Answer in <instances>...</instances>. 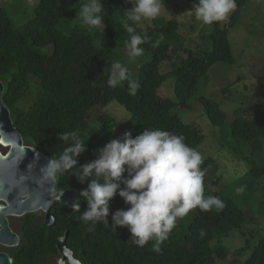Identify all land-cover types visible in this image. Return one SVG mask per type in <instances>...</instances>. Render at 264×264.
Masks as SVG:
<instances>
[{
  "label": "trees",
  "instance_id": "trees-1",
  "mask_svg": "<svg viewBox=\"0 0 264 264\" xmlns=\"http://www.w3.org/2000/svg\"><path fill=\"white\" fill-rule=\"evenodd\" d=\"M30 1L33 3L31 17L19 27L12 25L10 17L0 7V80L4 84L1 98L25 144L49 158H57L67 146L57 138L59 133L75 132L86 142L87 148L78 158L79 163H87L97 157L98 150L108 141L116 138V120L112 116L102 113L91 122L86 119L93 107L110 102H116L129 113L122 137L126 132L134 138L144 129H161L183 136L184 142L196 150L202 143V135L182 122L172 112L173 108H187L188 101L193 98L202 105L211 125L221 126L226 122L228 116L217 102L197 94L196 89L199 79L207 78L213 64H235L227 40V26L213 22L208 36L210 49L201 54L184 49L185 57L175 63L171 60L179 35L174 19H151L152 24L146 29L128 21L137 33L150 38L140 45L149 59L138 68V76H132L139 82V88L131 95L127 81L116 87L107 83L111 65L115 63L107 47L124 48L130 37L123 27V13L131 7L128 0H102L104 45L97 44L98 29L90 31L78 15L88 0ZM246 1L235 0L236 8L228 26L234 24ZM68 22L72 24L67 27ZM161 34L163 39L158 46L152 47ZM163 61H170L171 67L161 73L159 66ZM29 76L37 80L39 90L28 106L22 107L19 103ZM169 77L174 78L175 101L159 92V87ZM232 84L220 91L225 93ZM262 117L263 113L257 110L249 116H236L229 123L230 134L251 150L247 157L251 165L247 175L251 178L264 176ZM210 162V158L203 159L201 169L204 172ZM75 172L73 169L58 174L56 182L58 191L76 190L80 212L57 202L50 210L55 216L50 226L44 223L43 216L39 219L36 213L25 214L18 230L20 242L10 254L12 264H44L47 258L58 255L56 243L65 231L68 232L66 245L81 264H221L219 260L226 259L229 248L221 243L220 236L240 227L246 220L242 209L230 197L215 191L204 197H219L223 208L213 207L208 211L194 208L184 230L177 232L178 218L167 239L159 244L158 251L154 248L155 239L141 247L133 243L126 227L115 230L111 226V214L109 223L92 224L80 219L87 207L80 192L88 182L80 183L73 176ZM208 189L204 176V193ZM128 207L117 194L110 205V213ZM261 215L264 226V211ZM239 264H264V227L249 256Z\"/></svg>",
  "mask_w": 264,
  "mask_h": 264
},
{
  "label": "rangeland",
  "instance_id": "rangeland-1",
  "mask_svg": "<svg viewBox=\"0 0 264 264\" xmlns=\"http://www.w3.org/2000/svg\"><path fill=\"white\" fill-rule=\"evenodd\" d=\"M193 4L190 0H164L162 3L158 18L174 19L177 22L179 35L177 50L172 53L171 62L178 63L184 58V49L196 54L210 49L208 36L212 25L195 18ZM0 7H3L8 14L12 25L19 27L31 17L33 3L30 0H0ZM232 13L233 11L226 20L219 21V25L227 26V40L235 64L229 65L224 62L213 64L207 78L199 79L196 89L197 94H203L217 102L219 108L228 116L226 122L221 126L211 125L202 105L193 98L188 101L187 108L175 107L172 110L182 122L193 126L203 137L197 150L203 159H211L204 175L209 188L204 195L221 191L242 209L246 218L240 227L220 236L221 243L229 248L226 259L219 260L221 264H239L244 261L262 235L264 227L261 215L264 211V176L251 178L247 175L251 166L247 157L250 156L251 150L248 145L242 144L239 138L229 132V123L236 116H249L257 110L264 115V0H247L236 15L234 24L228 26ZM71 24L68 22L66 26ZM151 24V19H142L137 23L143 29L149 28ZM97 29L100 33L97 44L104 45L103 24L89 27L90 31ZM107 49L113 56L114 62L126 66L134 77L138 76V68L149 59L144 52L135 59L130 58L127 47L121 49L107 47ZM171 62L163 61L159 71L167 72ZM173 82V77L166 79L159 87V92L175 101ZM230 83L233 84L228 91L225 93L220 91ZM38 90L37 80L29 76L28 86L19 105L28 106ZM102 113H107L116 120L115 136L122 138L129 113L116 102H110L105 106L93 107L89 110L86 119L91 122ZM261 120L264 121V117ZM5 151L6 148L0 146V152L4 154ZM240 187H243V192L237 194L236 189ZM35 213L39 219L42 218V211ZM191 216L192 212H189L179 218L177 232L184 230L186 221ZM7 217L9 226L17 232L22 217ZM0 249L4 248L0 245ZM58 259L59 254L47 258L44 264H58Z\"/></svg>",
  "mask_w": 264,
  "mask_h": 264
},
{
  "label": "clouds",
  "instance_id": "clouds-1",
  "mask_svg": "<svg viewBox=\"0 0 264 264\" xmlns=\"http://www.w3.org/2000/svg\"><path fill=\"white\" fill-rule=\"evenodd\" d=\"M128 3L131 7L123 13V27L130 34L126 41L128 55L135 59L144 52L140 45L150 38L137 33L128 21L136 24L142 19L157 18L164 0H128ZM235 8V0H195L192 9L198 21L212 24L226 20ZM104 11L102 0H88L78 15L91 28L104 23ZM162 39L161 34L151 46H158ZM123 81H127L129 93L135 95L139 82L126 66L115 62L107 83L116 87ZM57 138L67 146L57 158H49L42 169L45 178L54 183L58 174L76 169L73 176L82 184L88 182L80 192L87 205L80 219L92 224L109 223L111 214V226L115 230L126 227L138 246L155 239L154 248L158 251L159 244L167 239L178 218L197 207L203 211L224 207L219 197H204L202 155L188 146L183 136L161 129H144L133 138L126 132L122 138L108 141L98 150L95 159L82 165L78 158L87 151L86 142L75 132H61ZM236 192L242 193L243 187ZM117 194L129 207L110 213ZM71 208L80 212L79 198Z\"/></svg>",
  "mask_w": 264,
  "mask_h": 264
},
{
  "label": "water",
  "instance_id": "water-1",
  "mask_svg": "<svg viewBox=\"0 0 264 264\" xmlns=\"http://www.w3.org/2000/svg\"><path fill=\"white\" fill-rule=\"evenodd\" d=\"M4 84L0 80V245L17 246L19 236L8 224L6 214L22 217L27 213L42 211L43 221L53 225L55 216L51 208L58 202L70 207L77 199L76 190L66 188L58 191L57 182L45 178L42 169L49 157L31 145L24 143L19 130L13 125L8 108L2 101ZM65 231L56 243L58 264H81L66 245ZM0 264H12L11 258L0 252Z\"/></svg>",
  "mask_w": 264,
  "mask_h": 264
},
{
  "label": "flooded vegetation",
  "instance_id": "flooded-vegetation-1",
  "mask_svg": "<svg viewBox=\"0 0 264 264\" xmlns=\"http://www.w3.org/2000/svg\"><path fill=\"white\" fill-rule=\"evenodd\" d=\"M2 153V152H1ZM5 153V152H4ZM3 154V153H2ZM37 212V211H36ZM33 213H35V212H33ZM43 213V212H42ZM24 216V215H23ZM22 216V217H23ZM15 217V216H14ZM43 218H44V214H43ZM21 220H22V218H21ZM7 221H8V217H7ZM20 223H21V221H20ZM8 224H9V221H8ZM19 226H20V224H19ZM19 226H18V229H17V232H15V231H13L12 229H11V227H10V229L13 231V232H15L18 236H19V242H20V235H19V232H18V230H19ZM19 242H18V244H19ZM18 244H17V246H11V247H8V246H3V245H1L2 246V248H4V249H0V252H4V253H6L10 258H11V260H12V257H11V251H13L14 249H16V247H18ZM13 262V261H12Z\"/></svg>",
  "mask_w": 264,
  "mask_h": 264
},
{
  "label": "bare ground",
  "instance_id": "bare-ground-1",
  "mask_svg": "<svg viewBox=\"0 0 264 264\" xmlns=\"http://www.w3.org/2000/svg\"><path fill=\"white\" fill-rule=\"evenodd\" d=\"M6 216H15V217H17L18 215L8 213V214H6Z\"/></svg>",
  "mask_w": 264,
  "mask_h": 264
}]
</instances>
